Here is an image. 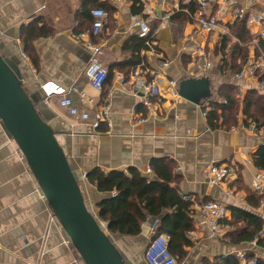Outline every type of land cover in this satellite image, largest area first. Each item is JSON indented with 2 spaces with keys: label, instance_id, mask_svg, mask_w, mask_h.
I'll use <instances>...</instances> for the list:
<instances>
[{
  "label": "crops",
  "instance_id": "obj_1",
  "mask_svg": "<svg viewBox=\"0 0 264 264\" xmlns=\"http://www.w3.org/2000/svg\"><path fill=\"white\" fill-rule=\"evenodd\" d=\"M195 2L150 0L145 7L144 0H0V53L13 62L24 87L56 132L87 202L96 207L101 197L83 176L93 167L104 172H127L134 167L155 179L153 160L173 162L175 178L171 185L191 199L194 210L193 228L187 233L193 245L178 264H202L205 257L213 259L239 250L264 254L252 242H225L222 237L226 228L221 234H214L207 228L199 230L194 222L197 205L208 199L258 214V206H250L245 197L246 189L254 191L251 182L255 173H264L252 161L253 152L264 142V126L243 122L240 108L247 90L264 93L259 81L264 70L250 79H237L236 75L264 54V0H208L209 11L217 20V27L210 32L202 30L191 15ZM239 7L252 18H236L235 9ZM94 8L107 13L98 37L89 35L90 11ZM145 8L155 16L151 25L157 28L154 39L158 53L153 55L145 47L135 52L140 63L132 65L130 61L135 56L127 44L138 35L134 16H145ZM176 12L184 16L173 19ZM164 15L172 20L168 26L160 22ZM234 23H240L244 32ZM31 27H36L33 33L38 29L42 32L34 37ZM82 33L87 35L80 36ZM24 35L28 36L27 47ZM88 38L103 44L102 62L109 75L101 90L91 87L84 76L90 55ZM197 47L202 48L203 54L196 51ZM204 61L209 63L205 68L201 66ZM163 62L166 66L162 67ZM146 68V82L153 80L159 85L158 96L134 89L132 73ZM201 77L205 78L206 90L199 99L178 94L179 80ZM46 80L65 87L75 85L93 98V103L82 102L78 94H71L79 109L92 113L97 104L108 103L104 123L93 130L89 122L69 115L57 97L44 102L40 85ZM169 80L176 82V94L172 93ZM227 92L239 102L236 124L222 125L218 120L219 126L212 127L204 112L209 111L211 101L224 102L220 93ZM252 123L257 135L249 128ZM211 162L231 168L228 181L220 186L207 183L206 170ZM147 166L150 172L146 171ZM140 228L135 236H111L127 264H146L139 260L138 253L152 236L149 221L142 222ZM67 238L0 121V264H84Z\"/></svg>",
  "mask_w": 264,
  "mask_h": 264
},
{
  "label": "trees",
  "instance_id": "obj_2",
  "mask_svg": "<svg viewBox=\"0 0 264 264\" xmlns=\"http://www.w3.org/2000/svg\"><path fill=\"white\" fill-rule=\"evenodd\" d=\"M196 6V5H195ZM194 9V3L190 4V10ZM139 11V8L138 10ZM182 12L172 15L173 19L183 17ZM237 27H244L240 23H234ZM232 25V29L235 30ZM36 27L29 31L35 36L41 33H33ZM28 32L26 33V35ZM239 37L241 36L240 33ZM23 39L24 46H28V36ZM135 56L130 61L132 65L140 63V56L135 54L145 48L144 39L135 35V38L127 44ZM109 75V71L107 69ZM108 80V77H107ZM106 80V81H107ZM259 81L264 85V72L259 76ZM226 102L211 101L209 111L206 113L209 124L218 127L220 124H236L239 113V102L233 93H220ZM243 122H253L258 127L264 126V93L259 94L255 89L247 90L240 108ZM255 167L264 171V142L260 143L252 154ZM152 169L155 179L144 176L138 169L129 167L127 172L110 170L104 172L99 167H93L86 172L88 182L95 186L101 193L96 203L97 217L104 221L106 229L111 235L135 236L140 233L141 223L150 217L158 218V225L151 237L160 233L169 235L168 248L172 255L180 263L187 255V248L192 246V241L187 233L193 228L192 201L171 185L174 180L173 162L162 159L153 160ZM114 192V194H112ZM264 193H257L246 189V202L254 207L258 206ZM209 200V199H208ZM207 201V200H204ZM229 215L222 221L227 229L223 235L225 242L233 245L256 241V246L264 250V236H259L264 227V217L254 211L241 206L229 205ZM253 251H248L247 256H253ZM202 264H238V258L233 253L214 257L203 258ZM256 264H264V260L257 259Z\"/></svg>",
  "mask_w": 264,
  "mask_h": 264
},
{
  "label": "water",
  "instance_id": "obj_3",
  "mask_svg": "<svg viewBox=\"0 0 264 264\" xmlns=\"http://www.w3.org/2000/svg\"><path fill=\"white\" fill-rule=\"evenodd\" d=\"M205 78H183L178 94L199 99ZM0 121L17 145L53 216L84 264H127L106 233L97 211L87 206L79 177L56 132L23 85L13 62L0 53Z\"/></svg>",
  "mask_w": 264,
  "mask_h": 264
},
{
  "label": "built area",
  "instance_id": "obj_4",
  "mask_svg": "<svg viewBox=\"0 0 264 264\" xmlns=\"http://www.w3.org/2000/svg\"><path fill=\"white\" fill-rule=\"evenodd\" d=\"M150 0H144L145 7ZM192 1V0H191ZM196 9L191 12L194 20L197 22L199 27L206 31L210 32L215 30L217 27L216 15L209 11L208 0H196ZM185 9V8H184ZM145 16H134V26L137 28V34L139 37L144 39L145 45L148 50L153 54L157 55V50L155 48V39L154 35L157 28H153L151 22L155 19V16L152 14V11L145 8ZM92 22L89 30V35L92 37H98L101 30L104 27L105 19L107 13L102 8H94L90 11ZM248 13L243 7L235 9L236 18H244ZM252 16L248 15V19H251ZM169 15L160 16V22L166 26L171 24ZM87 33H82L80 36H85ZM264 36V31L262 32ZM86 44L89 48V59L84 69V76L88 84L96 90H101L105 84L108 73L107 69L102 62V55L104 52L103 44L101 42L92 41L87 39ZM196 51L200 54L202 53V48L197 47ZM209 63L204 61L201 63L203 68L207 67ZM141 66V65H140ZM166 66V62H163L162 65ZM141 68H144L141 67ZM264 70V54L261 53V56L258 60L250 62L245 67H243L240 72L236 75L237 79H250L255 76L256 72H262ZM148 71L146 68L135 70L132 73L134 79V89L142 90L145 94L150 96H158L160 94L159 85L152 80L149 84L146 82L145 74ZM120 80L123 81V77H120ZM169 86L172 88V93L176 94V82L174 80H169ZM41 92L43 94V101L50 102L54 97L58 98V104L67 109L69 115L80 119L82 121H87L90 124V127L93 130H98L101 123H104L109 105L108 103L97 104L90 113L88 110L79 109L73 102L71 94H78L80 100L84 102L86 100L89 103H93V98L87 96L84 91L78 89L77 86L71 85L65 87L54 80H46L40 85ZM148 105L149 102L145 101ZM224 102H226L224 100ZM206 114V111L204 112ZM90 117L92 121L90 122ZM250 130L254 135H257L258 132L255 128V124L249 126ZM147 172L151 171L150 166L146 168ZM231 174V168L228 164H221L216 162H211L207 166L206 178L207 183L211 186H220L224 181H228ZM86 177V172L83 174ZM251 188L258 192L262 193L264 191V173L257 172L253 177L251 182ZM114 194V192H112ZM258 214L262 217V212H264V201L260 200L258 207L256 208ZM229 215V207L226 203L210 199L203 201L197 205L196 213L194 214V222L196 227L200 230L207 228L211 233L221 234L224 231V225L222 221L227 218ZM149 221V230L151 234L154 233L158 225L157 217H150L147 219ZM259 236H264V227L260 231ZM169 235L165 232L151 237L148 244L144 249V260L146 264H178L177 259L172 255L168 248ZM252 245L256 246V241H252ZM235 256L238 258V264H256L257 259L264 260V255L254 254L251 257L247 256V250H239L235 253Z\"/></svg>",
  "mask_w": 264,
  "mask_h": 264
},
{
  "label": "rangeland",
  "instance_id": "obj_5",
  "mask_svg": "<svg viewBox=\"0 0 264 264\" xmlns=\"http://www.w3.org/2000/svg\"><path fill=\"white\" fill-rule=\"evenodd\" d=\"M84 176V175H83ZM85 177V176H84ZM85 200H86V198H85ZM86 203H87V206L89 207V209H91L92 211H97V209H96V207H94L92 204H90L89 202H87V200H86ZM102 223H104V221H102V220H100ZM105 231H106V233H108L109 235H110V237L112 236L109 232H108V230L107 229H105ZM112 238V237H111ZM70 244H71V242H69ZM260 249V251L262 250L261 248H259ZM261 254H262V252H260ZM264 253V252H263ZM264 255V254H263ZM138 258H139V260H141L142 262L143 261H145L144 260V249H143V251H139V253H138Z\"/></svg>",
  "mask_w": 264,
  "mask_h": 264
},
{
  "label": "bare ground",
  "instance_id": "obj_6",
  "mask_svg": "<svg viewBox=\"0 0 264 264\" xmlns=\"http://www.w3.org/2000/svg\"><path fill=\"white\" fill-rule=\"evenodd\" d=\"M43 197H44V195H43ZM44 198H45V197H44ZM67 241H68V243L71 242L69 237L67 238Z\"/></svg>",
  "mask_w": 264,
  "mask_h": 264
}]
</instances>
